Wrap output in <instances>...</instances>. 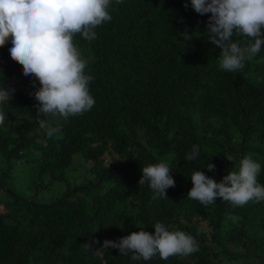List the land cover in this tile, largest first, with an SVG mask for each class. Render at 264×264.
I'll use <instances>...</instances> for the list:
<instances>
[{
  "label": "trees",
  "instance_id": "trees-1",
  "mask_svg": "<svg viewBox=\"0 0 264 264\" xmlns=\"http://www.w3.org/2000/svg\"><path fill=\"white\" fill-rule=\"evenodd\" d=\"M109 13L94 40L73 38L93 77L95 104L67 120L36 114L30 93L39 82L33 87L10 58V42L0 47V85L14 89L0 105L6 117L0 191L9 197L0 203V264H264V204L234 208L217 198L203 206L187 197L194 171L214 180L217 173L221 181L247 156L261 165L257 181L264 185V45L243 69L225 72L220 49L208 40L210 14L196 13L190 0H112ZM185 32L191 39L180 35ZM237 41L254 42L234 35ZM40 119L61 131L49 138ZM194 145L200 155L187 161ZM105 152L114 155L109 164ZM80 156L92 177L70 182L65 173ZM14 159L36 173V191L66 180L65 190L46 202L18 193L6 177ZM160 162L170 167L175 187L154 200L138 181L142 167ZM203 220L212 223L210 233L199 225ZM157 222L190 234L199 250L133 261L102 248L132 232L154 233Z\"/></svg>",
  "mask_w": 264,
  "mask_h": 264
},
{
  "label": "clouds",
  "instance_id": "clouds-1",
  "mask_svg": "<svg viewBox=\"0 0 264 264\" xmlns=\"http://www.w3.org/2000/svg\"><path fill=\"white\" fill-rule=\"evenodd\" d=\"M117 4L123 0H115ZM192 9L210 14L207 21L208 40L220 49L219 68L235 72L251 61L264 45V0H190ZM112 0H0V47L10 42V58L22 66V74L36 81L39 87L32 93L37 102L38 116L69 117L83 115L95 104L89 84L93 80L85 73L87 61L82 58L73 38L79 34L91 41L97 36L95 29L112 16ZM185 8L188 4L185 3ZM185 40L191 37L181 33ZM247 37L254 42H233V36ZM14 89L0 85V105L6 106ZM0 111V125L5 123ZM40 129L51 138L61 131L47 119L38 121ZM200 155L198 145L187 154L193 161ZM208 171L215 165L208 163ZM261 165L251 156L243 158L238 171H229L217 182L196 170L190 176L192 187L187 197L203 206L214 204L219 198L232 207H242L250 201H264V185L257 181ZM138 185L148 184L152 199L166 196V190L175 187L171 169L165 162L142 167ZM235 220L237 217L229 216ZM154 233L145 230L132 232L118 241L105 240L102 248L119 250L120 255H131L133 261H149L158 256L167 260L172 256H188L197 252L193 236L180 230L170 231L163 223L153 225ZM97 243V241H93ZM85 248H91L85 244ZM67 254V253H66Z\"/></svg>",
  "mask_w": 264,
  "mask_h": 264
},
{
  "label": "rangeland",
  "instance_id": "rangeland-1",
  "mask_svg": "<svg viewBox=\"0 0 264 264\" xmlns=\"http://www.w3.org/2000/svg\"><path fill=\"white\" fill-rule=\"evenodd\" d=\"M18 79L14 80L12 82V86L19 85L17 83ZM31 97V96H30ZM114 155H111L110 152H105L104 154V160L107 164L111 163V159ZM14 165L12 167V170L7 174V178L10 182V185L20 194L28 195L33 197L38 202H46L50 200L51 198H54L61 194L66 186L67 181H55L50 185L48 188L36 191L34 187L32 186L31 178L35 179L36 173L31 171L30 165L28 163H24L22 161H18L14 159ZM91 164H88L83 161L82 157L75 158L73 165L66 171L65 176L69 179L70 182H81L84 180V178L89 177L91 178L92 175L89 172V167ZM6 166L2 160V157H0V175L5 171ZM216 173L215 180L217 182L220 181L219 176ZM107 188L106 184H104L103 190ZM8 195L3 194L0 191V203L2 200H8ZM262 204H264V201H261ZM8 221V220H7ZM199 225L204 228V230L207 233H210L213 229L212 223H209V220H203L199 222ZM175 226L171 229L173 231ZM264 234V232H262ZM239 264H243L241 260L238 261ZM246 263L249 264H258L255 259L247 260Z\"/></svg>",
  "mask_w": 264,
  "mask_h": 264
}]
</instances>
